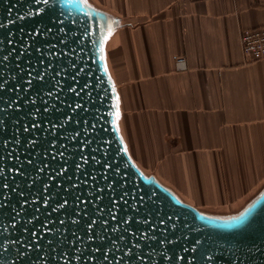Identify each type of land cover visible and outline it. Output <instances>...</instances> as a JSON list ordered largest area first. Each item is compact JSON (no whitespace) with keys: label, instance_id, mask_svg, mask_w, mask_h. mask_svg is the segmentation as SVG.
Returning <instances> with one entry per match:
<instances>
[{"label":"water","instance_id":"water-1","mask_svg":"<svg viewBox=\"0 0 264 264\" xmlns=\"http://www.w3.org/2000/svg\"><path fill=\"white\" fill-rule=\"evenodd\" d=\"M119 26L117 17L88 0H55L48 5L43 0H0V59L12 52L9 62L0 64V183L9 185L6 206L0 209L4 228H0V264H264V185L238 211L214 214L184 202L133 163L117 128L118 98L104 62L105 42ZM47 28L52 31H44ZM34 30L35 43L29 40ZM9 37L17 42L15 51L7 45ZM25 40L30 54L22 55L20 45ZM25 64L35 71L48 66L49 78L60 70L59 84L53 81L44 89L30 88L28 92L20 87L17 92ZM69 87L75 91L70 92ZM13 100L16 105L8 108L5 104ZM33 123L38 127L33 129ZM25 125L28 132L23 131ZM59 151L64 152L63 157ZM50 153H56V158ZM81 155L85 160L81 161ZM61 167L67 171L57 176ZM16 169L20 171H13ZM96 188L104 189L99 201ZM89 193L92 203L77 207L75 197L88 203ZM125 193L127 204L120 199ZM113 198L118 202L117 219L126 217L127 227L137 237L151 231L155 240H133L123 225L115 232L101 231L99 219L108 218L106 206ZM65 199L68 204L59 207ZM24 200L30 203L20 208ZM85 208L87 215L81 211ZM97 208H105V212ZM13 209H20L24 219L32 221L27 233L21 230L22 221L13 229ZM241 214L247 216L243 223L233 219ZM90 219L98 220L92 233L87 230ZM160 220L165 223L160 225ZM114 224L109 220L107 228ZM37 229L39 248L34 246L15 259L23 248L14 241L22 238L26 244ZM99 233L105 240L89 238ZM121 233L123 241L117 238ZM162 236L167 237L165 242L156 243ZM125 251L129 257L124 256ZM104 252H108L107 260Z\"/></svg>","mask_w":264,"mask_h":264},{"label":"crops","instance_id":"crops-1","mask_svg":"<svg viewBox=\"0 0 264 264\" xmlns=\"http://www.w3.org/2000/svg\"><path fill=\"white\" fill-rule=\"evenodd\" d=\"M90 2L120 21L104 62L133 163L193 206L253 197L264 183V59L246 62L239 34L264 25V0Z\"/></svg>","mask_w":264,"mask_h":264},{"label":"snow or ice","instance_id":"snow-or-ice-1","mask_svg":"<svg viewBox=\"0 0 264 264\" xmlns=\"http://www.w3.org/2000/svg\"><path fill=\"white\" fill-rule=\"evenodd\" d=\"M43 3L45 5H48V4H54L55 3V0H43ZM48 12H51L54 14L55 10L54 9H49ZM47 14V13H46ZM39 15V13H38ZM44 31L46 32H51L52 29L51 28H47L45 29ZM40 35H43V32L39 33ZM37 35V33L34 32L32 34L29 35V40H32L33 43H35V40L33 39V36ZM7 45L9 47H11L13 49V51H15V47L17 45V42L14 41L13 39H11L10 37L7 38ZM21 47V54H25V53H29L30 54V51H29V45H28V41L25 40L23 41V44L20 45ZM35 51H40V49L38 48H35L34 49ZM12 56V52H9L7 55H4L2 59H0V64H6L7 62H9V58ZM40 63H43V59H41L39 61ZM31 69V70H29ZM17 70H19V72L21 71L19 69V67L17 68ZM49 70V67L48 66H45L44 70L43 71H35V69L30 65V64H25V68L23 70V82L16 88V91L19 92V88L20 87H23L24 88V91L25 92H28L30 88H35L36 90H40V89H44L47 85L51 84L53 81L56 82V84H59V81L56 79L57 77H59L61 75V71L56 69L54 74H52V76L49 78L47 76V72ZM2 89V88H0ZM69 91L70 92H74L75 89L73 87H69ZM52 94V89H49L48 90V95H51ZM19 97H17L18 99ZM27 103V101L25 102ZM34 103V101H33ZM8 108H12L14 105H16V101L13 100L11 104H5ZM67 107L71 108L72 105L71 104H68ZM2 110V109H0ZM47 107L44 108V111L47 112ZM115 116H116V120H119V117H120V113H119V108H118V104H117V111L115 113ZM38 125L36 123H33L32 124V128L35 129L37 128ZM52 127L55 128L56 125L55 123H52ZM23 131L24 132H28L29 131V127L27 125H25L23 127ZM64 148V145H61V149ZM61 157L64 156V152L63 151H59L58 153ZM50 155L52 156V159H55L56 158V153H50ZM81 161L85 160V158L83 157V155H81ZM28 163H31V161H28ZM77 168L80 167V162H77L76 165H75ZM45 168H47V165H45ZM13 171H17L19 172L20 170L19 169H16V170H13ZM39 171L43 172L44 171V168H41L39 169ZM53 171H56V170H53ZM67 170L63 167H61L58 171H56V175L59 176L63 173H65ZM50 179H52L53 177L49 176ZM91 179V177H88V180ZM88 180L87 181H82V183H88ZM60 185L58 184L57 187H59ZM45 189H47V185L44 186ZM73 188L76 187V184L74 183L72 185ZM107 188H112V185L111 184H108L106 185ZM9 189V185L7 183H0V193H3V195H0V201H3L4 204L3 205H0V209H2L3 206H6V201L4 199V197L7 195V192L6 190ZM11 191L12 192H15L16 191V188L15 187H12L11 188ZM97 195L95 197L96 201H99L101 199V195L100 193H102L104 191V189H101V188H96L95 189ZM114 191V189H113ZM91 193H89V201L88 203H85V201L83 199H80V196H77L75 197L76 201H77V207H79V205L81 204H84V205H87V204H91L92 201H91ZM127 194H122L120 199L125 203L127 204L128 201L124 199V196H126ZM19 196L21 198L24 197V193L23 191H21L19 193ZM44 200V204H47L48 203V198L47 196H45L43 198ZM28 203H30V201L28 200H24L23 203L20 204V208H24L25 205H27ZM118 202L116 201V199H111L110 202H109V206H106L107 207V214H108V218L107 219H102V217L99 219L100 221V225H101V231H111V232H115L117 231L118 227L123 225L124 228L123 230L127 232L128 235H130L132 237L133 240H136V239H147L149 241H152V240H155V236L154 234L151 232V231H145V232H140L139 234V237L136 236L135 232L131 231L127 225L129 224V221L126 217H120L119 219H117V216H116V209H115V205L117 204ZM68 204V200L65 199L63 200L62 203H59V207L61 208H64L66 205ZM55 210V209H53ZM87 209H82L81 211H83L85 213V215H87ZM40 211V207H37L36 208V212H39ZM97 211L100 212V213H103L105 212V208H97ZM80 213L78 212L77 215H79ZM17 217L20 218V221L17 220ZM11 221H12V224H13V229L15 230V225L19 222H23V227H22V231L27 233V229H28V225L32 223V221L29 219V220H25L24 217L22 216L21 214V211L20 209H13L12 210V215H11ZM169 219H171L169 217ZM234 220H236L237 222L239 223H243L246 219H247V216L245 214H241V216L239 217H234L233 218ZM109 220L111 221H114L115 224L110 228L108 229L107 226L109 224ZM97 219H90L87 223V230L89 231V233H92L93 232V228L95 225H97ZM147 222V221H146ZM72 223H77V221L73 220ZM165 223L164 220H160L159 221V224L160 225H163ZM61 224H63V220H61ZM43 228L47 229V225L46 224H42L41 225ZM0 228H3V226H0ZM4 229V228H3ZM48 231H51V229H47ZM39 232V229L37 230H33L31 232V239L25 244L24 243V239L22 238H18L16 241H14V244H20L21 247L23 248V251H20V252H16V255H15V259L19 260L20 257H23L24 254H25V251L28 250V249H33V247L35 246L36 249L39 248V245L37 243V236H36V233ZM41 236L43 235V233H40ZM90 239H99V240H105V237L103 235H101V233L99 234H95V236L93 235H90L89 236ZM119 241H123L124 240V237H123V234L121 233V235L119 237H117ZM5 240L9 239L8 237H4ZM80 238L77 237V240H79ZM167 239L166 236H162L158 241H156V243L158 244H162L165 242V240ZM111 244L113 245H116V241H110ZM168 243L170 244L171 243V240H168ZM138 246V245H137ZM2 247V246H0ZM96 251H99V249L97 248ZM107 256H108V252H104V259L107 260ZM124 256L125 257H129V252L128 251H125L124 252ZM137 259H140V257H136Z\"/></svg>","mask_w":264,"mask_h":264},{"label":"built area","instance_id":"built-area-1","mask_svg":"<svg viewBox=\"0 0 264 264\" xmlns=\"http://www.w3.org/2000/svg\"><path fill=\"white\" fill-rule=\"evenodd\" d=\"M239 46L246 62L252 63L264 59V25L241 30L239 34ZM176 66L178 70L185 69V63L182 57L176 59Z\"/></svg>","mask_w":264,"mask_h":264},{"label":"rangeland","instance_id":"rangeland-1","mask_svg":"<svg viewBox=\"0 0 264 264\" xmlns=\"http://www.w3.org/2000/svg\"><path fill=\"white\" fill-rule=\"evenodd\" d=\"M88 2H90V0H88ZM117 122V127H118V120H116ZM145 174H151V175H154L156 176L155 174L153 173H150V172H145ZM163 184H165L164 182H162ZM166 186H168L167 184H165ZM264 185V183H262V186ZM169 187V186H168ZM260 189H257L255 193H257ZM250 198L252 197H248L246 199V202L250 200ZM184 202H186L183 198H181ZM234 201V200H233ZM232 200H229V199H224L223 202L221 203H218L219 205L218 206H213L212 208H207L204 204H197L196 207L197 209L199 210H202V211H205V212H209V213H214V214H218V213H225V214H228V213H233V212H236L238 211L241 207H243V205L246 203L244 202L243 204H241L240 206L238 207H235L234 205H231L233 203ZM191 205V204H190ZM216 205V204H215ZM193 206V205H192ZM217 207V208H216Z\"/></svg>","mask_w":264,"mask_h":264},{"label":"bare ground","instance_id":"bare-ground-1","mask_svg":"<svg viewBox=\"0 0 264 264\" xmlns=\"http://www.w3.org/2000/svg\"><path fill=\"white\" fill-rule=\"evenodd\" d=\"M108 73H109V71H108ZM110 74V73H109ZM110 77H111V75H110ZM112 79V78H111ZM116 124H117V122H116ZM118 128V127H117ZM126 150H127V148H126ZM128 152V151H127ZM129 154V153H128ZM140 168V167H139ZM141 169V168H140ZM160 181V180H159ZM163 184V183H162ZM187 202V201H186Z\"/></svg>","mask_w":264,"mask_h":264}]
</instances>
